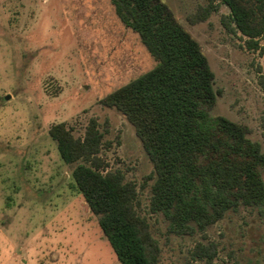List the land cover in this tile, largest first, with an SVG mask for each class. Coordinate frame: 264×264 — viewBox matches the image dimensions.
<instances>
[{
	"label": "rangeland",
	"instance_id": "obj_1",
	"mask_svg": "<svg viewBox=\"0 0 264 264\" xmlns=\"http://www.w3.org/2000/svg\"><path fill=\"white\" fill-rule=\"evenodd\" d=\"M162 1L214 72L220 94L211 113L247 125L264 151L260 51L224 26L228 9L219 0ZM208 3L214 8L205 20H186ZM154 63L110 0H0V264H120L48 134L64 122L82 136L90 118L110 142L100 151L108 169L136 184L134 209L160 264H264L257 208L229 210L192 236L169 233L162 214L149 211L152 163L124 115L99 100ZM197 241L215 244L210 262L191 257Z\"/></svg>",
	"mask_w": 264,
	"mask_h": 264
},
{
	"label": "trees",
	"instance_id": "obj_2",
	"mask_svg": "<svg viewBox=\"0 0 264 264\" xmlns=\"http://www.w3.org/2000/svg\"><path fill=\"white\" fill-rule=\"evenodd\" d=\"M122 24L135 32L154 60L149 70L105 94L100 104L115 108L133 126L153 166L149 211L162 214L167 231L179 236L205 234L239 207L257 208L264 218V151L243 123L211 113L220 91L199 43L162 0H110ZM228 13L225 27L243 36L250 50L264 46V0H219ZM214 7L198 6L186 16L203 21ZM105 129L95 118L83 135L64 122L49 136L64 163L71 165L75 188L95 216L120 264H160L156 245L134 209L136 184L101 156ZM215 244L197 241L192 258L208 262Z\"/></svg>",
	"mask_w": 264,
	"mask_h": 264
}]
</instances>
